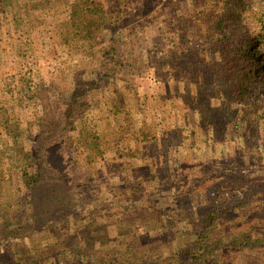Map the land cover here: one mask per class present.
I'll return each instance as SVG.
<instances>
[{
  "label": "rangeland",
  "instance_id": "374dc122",
  "mask_svg": "<svg viewBox=\"0 0 264 264\" xmlns=\"http://www.w3.org/2000/svg\"><path fill=\"white\" fill-rule=\"evenodd\" d=\"M78 1L0 0V231L7 211L29 217L38 231L52 227L51 220L85 206L82 184L93 183L96 198L127 197L129 207L114 208L115 218L141 215L146 224L160 220L161 230L175 209L196 228L215 200L231 208L212 231L211 246L222 240L212 252L218 264H264V120L233 102L226 68L214 66L222 59L212 50L222 47L220 34L210 18L195 19L204 1L81 0L106 14L103 24L91 26L80 16L72 25ZM245 3L239 21L224 30L258 39L264 62V0ZM259 93L264 99V85ZM82 130L99 137L97 175L78 168L91 152L81 144ZM12 143L44 162L28 215L13 206L21 182ZM81 181L73 191L71 183ZM156 196L166 217L152 209ZM244 197L250 200L241 207ZM187 227L177 226V235H188Z\"/></svg>",
  "mask_w": 264,
  "mask_h": 264
},
{
  "label": "trees",
  "instance_id": "16d2710c",
  "mask_svg": "<svg viewBox=\"0 0 264 264\" xmlns=\"http://www.w3.org/2000/svg\"><path fill=\"white\" fill-rule=\"evenodd\" d=\"M203 1L205 3L203 16L199 15L195 19L210 18L215 34H220L219 42L222 44L220 48H212L222 57L214 66L221 65L226 68V83L233 96V102L242 106V110L249 114L251 119L264 120V99L259 93L261 86L264 85V79L260 77L264 70V62L258 49L259 40L250 37L248 32L232 38L224 30L226 22L239 21V17L246 10L245 0ZM72 7L74 8L71 13L72 25L73 19L79 16L83 18L81 22L90 26L104 23L106 14L100 5H89L80 0ZM255 43L256 49L253 50ZM88 85L90 84H82L81 88L84 89ZM81 95L77 93L69 100L65 111L67 120L72 116ZM118 107L117 104L114 105V112H117ZM148 138V134L144 132L145 141ZM80 140L82 146L89 147L93 154L91 152L87 154L85 157L87 161L78 168L83 173L97 175L93 164L102 154L99 137L90 130H82ZM13 145L11 158L18 162L16 165L21 182L20 197L12 199L15 203L13 206L18 208L19 212H23V215H28L35 204V193L41 189L44 162L39 161L37 152L32 150L24 152L16 143ZM82 183L83 181L71 183V186L73 191L81 189L82 185L85 186L83 196L88 195L85 206L76 208L75 215L64 216L61 221L51 220L52 227L43 231L35 229L29 217L26 220L16 216L15 218L10 216L11 211H7L4 220L8 221L4 222L5 226L3 225V230L0 231V264H218L212 252L221 247L222 240L214 241V245L211 246L212 231L231 208L212 200L203 215L197 219L194 229L184 224L189 221L188 218L182 219V211L175 209V213L167 217L169 221L165 219L170 226L166 225L167 228L161 230L160 220L146 224L141 215H135L138 216L137 218L134 216L135 221L115 218L112 214L114 208L117 210L129 207L127 197L124 199L120 193H116L110 197L96 198L98 187L93 183L91 185ZM139 192L144 194L143 189ZM219 195L218 197L221 196ZM159 199V196L153 199L152 209L157 213L160 210L159 214L166 217L168 212ZM249 200L250 198L244 197L239 206H247ZM105 201H108V206ZM133 203L136 205L137 201ZM105 206L109 208L105 210ZM142 212L141 210L140 213ZM99 219L106 221V226L104 223L101 224ZM16 224L18 226H15ZM177 226L180 232L186 227L191 231L188 235L179 237ZM35 236H40L38 241H35ZM150 241H153V244Z\"/></svg>",
  "mask_w": 264,
  "mask_h": 264
}]
</instances>
